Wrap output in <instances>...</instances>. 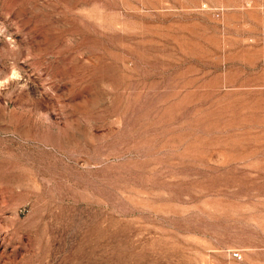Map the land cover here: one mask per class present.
Here are the masks:
<instances>
[{
	"label": "rangeland",
	"instance_id": "1",
	"mask_svg": "<svg viewBox=\"0 0 264 264\" xmlns=\"http://www.w3.org/2000/svg\"><path fill=\"white\" fill-rule=\"evenodd\" d=\"M0 264H264V0H0Z\"/></svg>",
	"mask_w": 264,
	"mask_h": 264
},
{
	"label": "built area",
	"instance_id": "2",
	"mask_svg": "<svg viewBox=\"0 0 264 264\" xmlns=\"http://www.w3.org/2000/svg\"><path fill=\"white\" fill-rule=\"evenodd\" d=\"M236 256H241L240 253L238 251L235 252Z\"/></svg>",
	"mask_w": 264,
	"mask_h": 264
}]
</instances>
